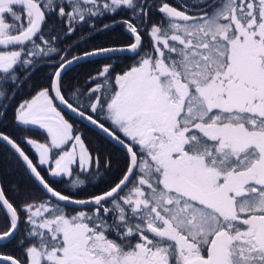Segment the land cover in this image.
<instances>
[{"label": "snow or ice", "instance_id": "obj_1", "mask_svg": "<svg viewBox=\"0 0 264 264\" xmlns=\"http://www.w3.org/2000/svg\"><path fill=\"white\" fill-rule=\"evenodd\" d=\"M176 2L0 0V122L35 71L50 69L48 86L14 111L17 127L45 140L0 131L43 193L17 202L7 191L20 196L19 186L0 183V244L21 249L0 264H264V0ZM118 25L131 42L72 53ZM100 60L84 86L65 79ZM58 105L123 150L106 190L84 191L112 162Z\"/></svg>", "mask_w": 264, "mask_h": 264}, {"label": "trees", "instance_id": "obj_2", "mask_svg": "<svg viewBox=\"0 0 264 264\" xmlns=\"http://www.w3.org/2000/svg\"><path fill=\"white\" fill-rule=\"evenodd\" d=\"M97 36L101 41L99 44H103L104 46H107L108 44L114 42V40L120 41V39H129V36L122 29L117 27L110 32H101ZM71 40L72 39H70V41ZM91 42L92 40L88 41V43ZM128 61V59L126 61H123V64L120 67H117L116 70L120 71L124 65L131 63V61ZM104 63H106V61L100 60L96 63H89L86 65L74 67L73 70L67 73L65 79L70 84H78L80 86H84V81L86 77L89 74H94L95 71L100 68ZM49 72V67L47 65H42L39 69L35 71L31 79L24 83L20 91L17 92L15 99L9 106L7 117L4 119V121L0 122V131L16 139H19L22 136H28L42 142L45 140V135L39 131H25L24 127H17L13 119V112L18 102L22 101L27 97H30L39 88L48 86L46 76ZM70 92L71 89L69 90V93H66V95L70 96ZM63 114L71 123L74 124L75 127L80 130V133L85 139L86 145L89 147V150L95 152L98 149V152H101V154L99 153L101 157V162L104 159L103 156L107 155L108 158L111 160L112 165H118L119 163H121L120 161L122 159L123 153L120 151L119 148L107 142L105 138L100 136V134L92 130L87 125L81 123L80 121L67 115L66 113ZM106 126L108 125L106 124ZM23 147L35 162V156L33 155V153L28 149L26 145H23ZM123 163L124 156L122 165ZM0 183H3L6 190L13 186H19L21 192L20 196H17V194L13 191H7V195L9 196V198L17 202H20L22 199H24V193H32V199L40 200L43 198V193L41 189L33 183L31 178L27 174L24 165L19 162L16 156H14L7 148H5L2 143H0ZM64 186L65 185L63 183L56 185L58 189L63 188ZM86 187L92 188L93 184H89ZM68 210H72V208H69ZM2 215V211H0V217H2ZM21 231H23V228L21 229ZM20 252L21 249L17 246L16 241H12L11 243L7 244H0V254L12 255L14 257H17L20 255Z\"/></svg>", "mask_w": 264, "mask_h": 264}, {"label": "flooded vegetation", "instance_id": "obj_3", "mask_svg": "<svg viewBox=\"0 0 264 264\" xmlns=\"http://www.w3.org/2000/svg\"><path fill=\"white\" fill-rule=\"evenodd\" d=\"M159 2H160V0H154V4L155 5H159ZM168 2L170 3V4H173L174 6H177V7H179V4H177V2H176V0H168ZM128 16V13L127 12H125V11H122V12H119V13H117L115 16H105L103 19H101V20H98L96 23H97V27H100V26H102L103 24H105V23H109L111 20H113V19H119V18H124V17H127ZM150 16H151V20L152 21H157V20H159L160 19V14H159V12L158 11H153L152 13H150ZM117 28H120V29H122L123 30V26L122 25H118L117 26ZM91 30L89 29V27L87 26V25H85L83 28H80V29H78L77 31H76V33L73 35V36H71V37H69L66 41H65V44H70V43H72L73 41H76V40H78L80 37H81V35L82 34H87V33H89ZM124 31V30H123ZM127 34V33H126ZM97 35H99V33L98 34H96L91 40H92V42L91 43H88L87 45H84L83 46V48L81 49V50H90V47L91 46H95V45H97V44H99L101 41H100V39H99V37L97 36ZM128 35V34H127ZM129 36V35H128ZM70 39H72L71 41H70ZM131 37L129 36V39L128 40H126V39H120V41L119 42H121V43H128V42H131ZM144 43L146 44V45H148L149 44V40H148V38H147V36H145L144 37ZM78 51H80V49H77V48H73L72 49V53H76V52H78ZM127 59H125L124 61H126ZM106 62H108V61H106ZM117 72H119V71H117ZM91 86V85H90ZM89 86V87H90ZM104 138V137H103ZM107 142H109V143H111L113 146H116L114 143H112V142H110V141H108L107 139H105ZM117 148H119L118 146H116ZM120 149V151L123 153V150L121 149V148H119ZM94 153H100L101 154V152H98V149L94 152ZM123 156H124V154H122V159H121V163H119L118 165H112V171H110V172H108V174H106V176L104 177V179L103 180H101V181H99L97 184H95V185H93V187L92 188H85V189H89V190H85L84 189V191L85 192H99L100 190H106V185H105V181L106 180H112V179H115L116 177H118L119 175H120V168H121V166H122V161H123ZM108 158V156L106 155V156H103V158L105 159V158ZM103 159V160H104ZM103 160H102V162H103ZM68 211H72V210H68ZM2 255H4V254H2Z\"/></svg>", "mask_w": 264, "mask_h": 264}, {"label": "water", "instance_id": "obj_4", "mask_svg": "<svg viewBox=\"0 0 264 264\" xmlns=\"http://www.w3.org/2000/svg\"><path fill=\"white\" fill-rule=\"evenodd\" d=\"M58 106H59V105H58ZM59 107H60V109H61L64 113H66V114H68L69 116H71V117L77 119V120L80 121L81 123L87 125V126L90 127L91 129H93L94 131H96L98 134H100L101 136H103L105 139H107L108 141H110V142L114 143L115 145H117L114 141L110 140V139H109V138H108V137H107L102 131H100L98 128L92 126V125L89 124L87 121H82L78 116H76L75 114L69 112L66 108H63L62 106H59ZM117 146H118V145H117ZM118 147H119V146H118ZM2 256H4V255L0 254V257H2Z\"/></svg>", "mask_w": 264, "mask_h": 264}, {"label": "rangeland", "instance_id": "obj_5", "mask_svg": "<svg viewBox=\"0 0 264 264\" xmlns=\"http://www.w3.org/2000/svg\"><path fill=\"white\" fill-rule=\"evenodd\" d=\"M129 60V59H128ZM131 60H129L128 62H130ZM102 67V66H101ZM40 89V88H39ZM39 89L37 90V91H39ZM37 91H35L31 96H33V95H35V93L37 92ZM31 96L30 97H27V98H25V99H29V98H31ZM24 100V99H23ZM17 105V104H16ZM16 107V106H15ZM14 111H15V108H14ZM63 114V113H62ZM64 115V114H63ZM65 116V115H64ZM65 118H66V116H65ZM13 119H14V112H13ZM67 119V118H66ZM32 138V137H31ZM34 139V138H33ZM42 142V141H41ZM32 153L34 152V149L33 150H30ZM36 159H37V157L35 156V161H36ZM42 170V172H43V169H41Z\"/></svg>", "mask_w": 264, "mask_h": 264}]
</instances>
